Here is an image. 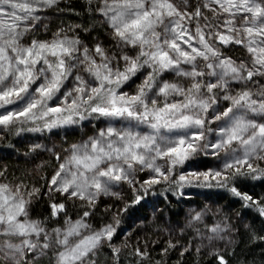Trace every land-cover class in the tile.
<instances>
[{"label": "snow or ice", "instance_id": "snow-or-ice-1", "mask_svg": "<svg viewBox=\"0 0 264 264\" xmlns=\"http://www.w3.org/2000/svg\"><path fill=\"white\" fill-rule=\"evenodd\" d=\"M82 2L83 13L71 0H0V139L92 126L91 135L66 148L30 147L57 162L41 187L12 185L0 167V264H98L104 247L120 264L121 247L112 241L121 218L159 184L175 185L179 198L187 188L225 189L264 217V196L238 187L264 181V0ZM49 12L97 19L51 31ZM104 25L110 44L96 36L90 46L81 38ZM236 49L242 54H228ZM209 160L215 163L200 167ZM121 185L131 189V203L94 229L89 218L101 197L122 199L113 191ZM42 195L49 214L33 218ZM76 201L82 214L73 220L66 205ZM207 212H196L185 227L202 223ZM61 217L63 227H47ZM204 229H194L197 253L231 231L219 222ZM251 238L264 242L254 231ZM177 244L169 240L162 254ZM148 248L147 242L133 248L137 264L150 258ZM191 250L190 242L181 257ZM209 255L229 264L219 250Z\"/></svg>", "mask_w": 264, "mask_h": 264}, {"label": "trees", "instance_id": "trees-1", "mask_svg": "<svg viewBox=\"0 0 264 264\" xmlns=\"http://www.w3.org/2000/svg\"><path fill=\"white\" fill-rule=\"evenodd\" d=\"M71 5L77 11L83 13L84 4L82 0H71ZM65 5L62 3L61 7ZM51 18L49 22V28L51 31H55L60 26H66L71 24H83L88 27L91 23L95 22V19L88 14H83L79 17L71 14L57 15L54 12H50ZM107 26L104 25L101 29L98 27L95 31L88 33H81V38L85 40L90 46L94 43L93 37L99 36L108 45L111 43L110 37L107 35ZM69 35H72L70 32ZM39 38H45L43 34ZM238 49L229 51L231 55L236 54ZM74 133H71L69 137H74ZM3 138L0 139V167H6L7 182L10 184L18 183L23 180L29 187L34 185L41 187L45 181L41 177H50L57 166V162L52 155L42 153L43 163L33 170L31 166L25 164L26 159H17L10 155L12 148L23 149L28 152L30 147L27 140L20 138L10 133L2 134ZM2 158L5 163L2 162ZM30 167V168H29ZM140 179H146L147 176L144 173H139ZM239 189L242 192H247L254 198L264 196V181L259 180H246L238 184ZM176 190V186H169L168 184L155 185L147 196L139 204H133L129 208L128 212L122 216V223L120 226L119 235H117L113 241L118 240L120 235H123L129 228L128 219L130 217L136 219H142L148 221L150 219V209L157 205L160 215L159 219L163 220L162 223L156 225L155 229L150 228L147 230H137L135 233L144 232L146 238L143 242H147L149 245V259L143 261V264H156L157 261L160 264H217V261L209 255V252L201 250L199 253L195 251V248L188 253H185L181 257V246L177 244L175 249L170 250L167 254H162L161 249L167 247V242L171 240L175 243L173 237L164 234L160 229L170 226L173 222L179 221L182 217L185 206L188 202H202L204 199H210L217 202L226 215L234 220L235 224V236L233 243L226 249L221 251L225 255V258L229 261V264H264V242H253L251 234L254 231L259 236H264V217H261L255 208H248L244 206V202L239 198L232 196L230 192L220 188H187L183 190L185 195L183 198H179L173 193ZM43 192V188H42ZM122 199L117 200L115 197H101L98 202L96 214L89 218V223L93 227H101L102 224L111 222L112 212L117 208L123 207L125 203H131L133 199V193L131 189L125 185L123 193H121ZM56 200L61 198L56 195ZM81 202L76 201L75 204L68 202L66 207L68 215L72 219L78 218V215L82 214V210L79 207ZM113 206L112 211L105 212L104 209ZM49 214L48 197L41 196V198L32 206L31 216L33 218H43ZM229 217V218H230ZM63 225V217L50 220L47 224L48 228L58 227ZM134 233V234H135ZM112 241V242H113ZM158 241V243H153ZM121 247L120 264H137L138 257L132 255V244L129 247ZM107 248V247H106ZM106 256V262L112 264L111 251ZM42 264H48L47 260H43Z\"/></svg>", "mask_w": 264, "mask_h": 264}, {"label": "rangeland", "instance_id": "rangeland-1", "mask_svg": "<svg viewBox=\"0 0 264 264\" xmlns=\"http://www.w3.org/2000/svg\"><path fill=\"white\" fill-rule=\"evenodd\" d=\"M49 17L51 18L50 12H49ZM241 54H242L241 50L238 49V51H236V54H234L233 56H239ZM137 83H139V81H137ZM126 90H129V89H126ZM56 131L59 133L58 135H54L51 133H43V134L22 133L20 138L27 140L29 147H31L33 144L39 143V144H44L47 148H53V146H55V149L59 150L61 147L66 148L68 143L77 142L81 138H85L86 135H91L92 126L89 125L83 129H77L76 131L68 130L67 135H65V132L62 130H56ZM71 133H74L73 134L74 137H69ZM65 141H67V143H65ZM42 153L51 155L50 152L45 151V150H37L35 152H28L23 149L19 150L18 148H12L10 155H12V157L17 158V159L24 160L27 158V160L24 163L31 166L33 170H37V168H39L43 163ZM1 163H5L3 158H2ZM214 163L215 161L209 160L201 164L200 167H205V166L210 167ZM184 170L186 171L187 169H184ZM138 176H139V173H138ZM15 184L16 183L12 185H15ZM124 187L125 185H121L120 187L113 188V191L123 193ZM105 197H109L113 199V197H110V196H105ZM205 209H207L208 212H207V215L204 216L202 223L201 222L194 223L193 228L185 227L188 221L191 219V217L196 212H201ZM158 214L159 212H158V208L156 205L150 209V219L148 221L130 217L128 219L129 228L125 231L123 235H120V237L117 238L118 240L112 242L113 245L119 247L120 245L124 244L128 234H130V238L127 240L128 244H132L136 246L138 242H143L146 238L144 232H141V233H135V232L137 230H143V229L144 230H147L150 228L155 229L157 227L156 225L159 224V221L163 223L164 221L159 219L160 215ZM229 217L221 209V206L215 201H212L210 199H204L202 202L191 201L186 204L184 213L182 217L179 219V221L173 222L170 226H166L164 231H163V228L160 229V231L166 235L173 237V239L175 240V243L178 242V245L181 247L188 246V244L191 242L192 248H196V246L201 243V240L196 236V232L194 230L195 228H200L201 231H204L205 233H207V230L204 229V224H207L209 226L217 222L221 223L222 225L227 224L230 226L231 231L227 232V238L225 240L213 241V243L210 246H207L201 249L209 253L213 250H219L221 252L223 249L228 248L234 241L235 224H234L233 218L231 217L229 218ZM164 224L166 225L165 222ZM59 227H63V225ZM93 228L98 229L100 227L98 228L93 227ZM181 229H184V231L181 232ZM146 232H148V230ZM229 241H231V243H229ZM203 243L207 245L208 242L205 240L203 241ZM108 253L109 251L107 250L106 247L101 249L100 253H98L96 257L98 264H108L106 262L107 260L106 256L108 255Z\"/></svg>", "mask_w": 264, "mask_h": 264}]
</instances>
